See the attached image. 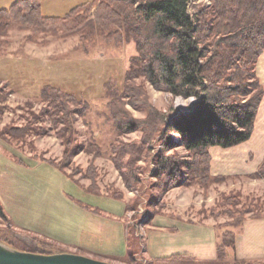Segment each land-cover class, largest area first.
<instances>
[{"label":"trees","instance_id":"16d2710c","mask_svg":"<svg viewBox=\"0 0 264 264\" xmlns=\"http://www.w3.org/2000/svg\"><path fill=\"white\" fill-rule=\"evenodd\" d=\"M192 1L91 0L72 7L62 16L44 14L42 0H16L9 7H0V35L15 22L43 31L50 26L67 24L72 30L84 27L85 34L100 35L106 44H136L137 53L131 58L123 82L111 77L104 83L103 93L109 100V110L119 133L143 131L139 141H122L111 146L114 163L129 188L137 189L142 183V169L136 163L143 157L145 145L153 143L158 135L163 150L155 158L153 175L160 179L159 185L168 188L195 180L207 185L226 178L225 175H212L211 148L237 146L253 136L264 97V87L255 71L256 62L264 52V0H211L210 5L191 13ZM139 77L174 97L196 100L189 109L175 110L172 106L168 112L159 110L150 102L145 85L136 82ZM40 95L45 107L32 113L31 120L39 121L46 114L53 124L63 123L64 136L75 131L77 117L84 116L89 109L83 96L60 86L46 84ZM128 105L146 108V117L133 116ZM41 130L28 124L10 126L1 137L39 134ZM174 133L179 134L180 140L175 139ZM67 140L69 145L68 136ZM179 143L187 150L188 158L165 154ZM70 147L66 146L59 162L42 159L64 169L72 156ZM99 148L97 146L96 152ZM88 170L94 179L97 175L94 166ZM248 176L264 179V162ZM258 204H244L238 191L222 194L211 211L217 217L227 214L228 218L218 223L222 230L217 258L207 262H245L235 255L236 235L248 217L264 216ZM218 206L222 208L218 210ZM155 213L159 212L147 215L148 221ZM131 234L140 235L129 225V239ZM19 236H29L35 245L29 248L15 245L11 239ZM0 240L22 250L66 251L52 240L14 226L0 227ZM135 251L119 260L142 264L137 263ZM194 261L197 260L191 256L177 254L147 262L192 264Z\"/></svg>","mask_w":264,"mask_h":264},{"label":"rangeland","instance_id":"374dc122","mask_svg":"<svg viewBox=\"0 0 264 264\" xmlns=\"http://www.w3.org/2000/svg\"><path fill=\"white\" fill-rule=\"evenodd\" d=\"M15 1L0 0V7H9ZM57 1L68 3L71 0ZM210 4L211 0H193L190 11L193 13L197 8ZM42 10L46 15L57 13L49 0L42 1ZM85 32L84 27L72 30L67 24L50 26L43 31L35 29L34 26L15 22L6 33L0 35V89L3 90L2 93L0 92V147L9 154L11 160H16L17 165L18 161L43 162L42 158H51L59 162L63 159L66 146H71L72 156L69 165H66L64 169L56 166L59 178L62 176L68 178L71 180V185L82 191L85 190L91 196L129 205L130 210L126 208L122 215L128 226L132 225L140 234L137 237L131 234L129 239L130 246L136 244L139 253L137 263L143 264L146 258L150 259L143 246L147 239L145 233L149 231L148 223L151 221H148L147 215L154 212L180 214L186 219L195 221L211 220L218 225L225 222L228 215L223 213L217 217L211 210L218 205L223 193L230 194L237 191L244 204L259 202L258 205L261 207L259 210L264 212L263 178H254L248 174H215L212 164V175L227 177L220 181L213 180L207 185L198 180L173 188L159 185L160 179L153 175L156 168L155 158L160 150H163L159 135L153 143L145 145L143 157L136 163L142 169V183L137 189L127 186L121 170L114 163L111 146L122 141H139L143 137V131L138 129L127 134L119 133L109 110V100L103 96V93L104 83L111 77L118 82H123L126 70L131 65V58L137 53L136 44L134 42L106 44L100 35L85 34ZM261 55L258 58L260 64L262 63ZM258 60L255 65L256 73L259 69ZM136 82L145 85L150 102L162 111L168 112L172 106L175 110L189 109L196 100L192 97L187 99L174 97L166 90L155 88L144 77L137 78ZM46 84L75 92L89 103L87 113L77 117L74 122L75 131L68 135L64 136L63 123L53 124L46 114L39 121L31 120L32 113H38L45 107L40 92ZM261 84L264 87L263 82ZM128 108L137 118H145L148 113L146 108L140 106L128 105ZM26 124L32 125L37 130L42 128L40 131L42 133L31 132L29 135L20 137H10V135L1 137V133L6 128ZM67 136L71 140L69 145ZM174 137L180 140L178 133H174ZM247 144L248 141L237 146H247ZM97 146L100 147L99 152H96ZM224 150L225 147H212V162L223 160ZM165 154L175 155L181 159L189 157L187 150L180 143L177 147L165 151ZM91 165L97 172L94 179L88 174ZM119 196L122 197L118 198ZM90 204L80 205L103 216L102 209ZM133 208L135 209L132 210ZM219 208L222 207L218 206V210ZM5 226H14L6 212L5 216L0 213V227ZM219 230L221 232L222 229ZM238 231L243 230L241 228ZM11 241L15 245L26 248L35 245L29 236L15 237ZM59 245L66 251L98 258V254H95L97 252H88L87 248L83 249L80 245L67 242ZM102 259L114 262V258H111L113 260ZM153 264L169 263L153 262ZM192 264L213 263L197 260ZM233 264H264V257L245 260L241 263L233 262Z\"/></svg>","mask_w":264,"mask_h":264},{"label":"crops","instance_id":"0c3cea01","mask_svg":"<svg viewBox=\"0 0 264 264\" xmlns=\"http://www.w3.org/2000/svg\"><path fill=\"white\" fill-rule=\"evenodd\" d=\"M88 1L91 0H71L68 3L49 0L57 12L54 15H63L72 7ZM260 59L262 63L258 60L257 75L264 85V52ZM1 148L0 208L9 215L16 228L58 241L59 244L80 245L106 259L114 258L113 261L119 264H133L119 260L132 250H136L134 257L139 259L136 244L130 246L128 224L122 215L127 208L125 203L100 199L75 188L68 178H59L58 168L47 161H18L17 165L16 160H11ZM224 151L223 160L212 162L215 174H250L264 161V99L247 146H233ZM86 203L102 209L103 216L80 205ZM148 225L143 249L150 259L145 257L144 263L177 254L188 255L202 262L217 258L220 239L217 222L189 220L180 214L162 211L155 213ZM242 230L236 235L237 258L254 260L264 257V216L248 217Z\"/></svg>","mask_w":264,"mask_h":264},{"label":"water","instance_id":"95a60500","mask_svg":"<svg viewBox=\"0 0 264 264\" xmlns=\"http://www.w3.org/2000/svg\"><path fill=\"white\" fill-rule=\"evenodd\" d=\"M0 264H119L70 251H28L0 240Z\"/></svg>","mask_w":264,"mask_h":264}]
</instances>
